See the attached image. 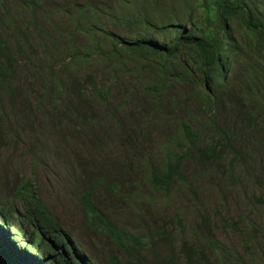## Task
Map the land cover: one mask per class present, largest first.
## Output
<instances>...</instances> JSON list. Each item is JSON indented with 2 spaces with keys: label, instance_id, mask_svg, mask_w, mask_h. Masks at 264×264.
I'll return each mask as SVG.
<instances>
[{
  "label": "trees",
  "instance_id": "16d2710c",
  "mask_svg": "<svg viewBox=\"0 0 264 264\" xmlns=\"http://www.w3.org/2000/svg\"><path fill=\"white\" fill-rule=\"evenodd\" d=\"M55 1L14 0L25 17L10 27L0 10V149L53 135L81 218L66 229L9 173L0 264H178V239L187 264H250L218 240L202 192L224 209L240 189L251 218L264 208V0ZM161 122L175 129L154 146ZM174 193L192 201L190 238L184 213L168 215ZM234 224L246 250L264 243V222Z\"/></svg>",
  "mask_w": 264,
  "mask_h": 264
},
{
  "label": "rangeland",
  "instance_id": "374dc122",
  "mask_svg": "<svg viewBox=\"0 0 264 264\" xmlns=\"http://www.w3.org/2000/svg\"><path fill=\"white\" fill-rule=\"evenodd\" d=\"M0 2H3V4L0 5V10L2 15H4L5 21H3V23L6 27H10L6 16L20 20L25 17V10L20 8L14 0H0ZM55 2L56 4H59L61 3V0H56ZM48 3L53 5L51 0H49ZM9 34H11V32L8 29H5L4 35L8 36ZM78 41L81 45L85 43L83 39ZM20 71L23 74L22 67ZM93 71L96 72L97 70L93 69ZM24 76L25 74L20 77V83L23 90L25 91V88L32 90L30 84L26 87ZM136 91L141 90L137 89ZM28 95L31 97L33 96V93L30 94V92H28ZM117 96L119 97V94ZM143 98L144 96L141 93H138L133 99H131L132 112L137 116L143 112ZM117 101H119V99H117ZM106 128L111 132V125L106 124ZM174 129L175 125L171 128L169 125L161 122L159 125L150 129L149 132L152 136L150 140L153 142L154 146H157L163 137L169 139ZM22 133L24 132L19 133V135ZM202 134L204 135L202 136L204 138L210 136V132L207 130H202ZM46 135L43 138L38 137L37 140H34L36 137L25 134L22 136V139L19 140V147L16 149H12V147L16 146L17 139L10 135L4 136L6 140L9 141V148L0 149V192L5 198H9L7 195L9 192L7 188L10 189L11 187L9 186L14 184V180L9 177V173L17 177L18 185L29 180L34 184L39 192L40 198L47 208L60 219L66 229H71V227H77V222L81 218V215L77 214V196L68 182L69 172L65 170V168H62V164L57 163L52 157L48 156L53 152L52 146L56 142L54 141L53 135L45 138ZM37 141L40 142V144H37ZM112 141L113 144L118 143V140ZM31 146L37 147L38 151L32 154ZM33 156H35V158H33ZM260 161L262 160L257 159L258 164H260ZM195 185L202 187L199 181ZM242 195L243 193L241 190L235 188L234 191L228 195L227 205L225 206L226 208L223 209L222 205L215 200V194L208 193L207 190L202 192V198L206 200L208 209L217 215L215 218L216 237L223 246H226L229 253L236 255V257L245 258L250 264H264V243L259 244L255 249L246 250L243 245L242 237L237 231L239 228L236 227L235 229L234 224L240 218L243 219L245 217L246 220L254 221L259 223V225H263L264 208L259 209L258 218L248 217V208L241 198ZM190 203H192V201L186 195H180L178 193L176 196V193H174V198L170 202L167 210L168 215H172L177 211L184 213V216L187 219V231L184 234V237L186 238L191 237L190 229L192 228V223L195 220L196 215L193 206L192 204L190 205ZM104 211L109 213L113 219L118 220L125 225L132 222V216L130 213L118 212L112 208H105ZM177 243L178 244L174 246L172 251H174L176 255L178 264H187L183 255H178L177 247L180 246L181 239H178ZM172 251L171 249H168L163 251V253L162 250L160 252L165 255H171Z\"/></svg>",
  "mask_w": 264,
  "mask_h": 264
}]
</instances>
